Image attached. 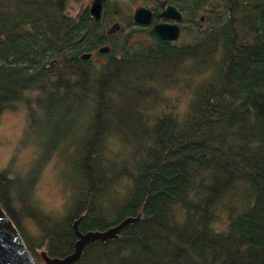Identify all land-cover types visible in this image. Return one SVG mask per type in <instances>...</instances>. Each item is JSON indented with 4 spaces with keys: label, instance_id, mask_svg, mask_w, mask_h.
<instances>
[{
    "label": "trees",
    "instance_id": "trees-1",
    "mask_svg": "<svg viewBox=\"0 0 264 264\" xmlns=\"http://www.w3.org/2000/svg\"><path fill=\"white\" fill-rule=\"evenodd\" d=\"M80 1L0 0V113L23 106L66 190L46 210L38 168L23 194L0 168V206L36 263L73 249L75 218L137 216L72 264H264V0H101L96 20L70 12ZM136 3L151 24L175 5L182 37L135 23Z\"/></svg>",
    "mask_w": 264,
    "mask_h": 264
},
{
    "label": "rangeland",
    "instance_id": "rangeland-1",
    "mask_svg": "<svg viewBox=\"0 0 264 264\" xmlns=\"http://www.w3.org/2000/svg\"><path fill=\"white\" fill-rule=\"evenodd\" d=\"M90 0H81L73 2L69 7L72 14L83 5L88 4ZM138 6V3L134 7ZM147 26V24L142 25ZM144 37V30H134L131 40H137ZM182 34L179 29L178 37L173 40H179ZM24 129V108L18 104L12 109H4L0 113V168L10 166V175L15 177L16 187L19 193L23 194L24 186L31 179L36 178L32 194L37 203L46 210L53 212H62L66 190L63 189L58 178V160L55 155L48 159L43 157V151H39L34 146L36 131L23 133ZM11 159V161H10ZM47 159V160H46ZM39 264H42V260Z\"/></svg>",
    "mask_w": 264,
    "mask_h": 264
},
{
    "label": "water",
    "instance_id": "water-1",
    "mask_svg": "<svg viewBox=\"0 0 264 264\" xmlns=\"http://www.w3.org/2000/svg\"><path fill=\"white\" fill-rule=\"evenodd\" d=\"M101 9V0H90L88 3V12L96 20L99 18ZM159 21L154 22L150 30L156 33L163 40H175L179 34V19L181 12L173 4H167L158 12ZM152 19L150 7L139 5L132 10V20L140 25L149 24ZM114 26V24H112ZM111 26V27H112ZM108 46L98 47L99 52L107 51ZM90 55L89 52L80 54L84 59ZM137 216H125L118 222L104 229H88L80 231L77 228L78 218L72 221V228L76 235L73 243V249L62 256H50L45 251L40 250L42 264H72L78 259L81 249L85 243L94 239L105 240L114 237L118 230L127 222L134 220ZM0 264H37L33 256L26 247L16 226L0 206Z\"/></svg>",
    "mask_w": 264,
    "mask_h": 264
},
{
    "label": "flooded vegetation",
    "instance_id": "flooded-vegetation-1",
    "mask_svg": "<svg viewBox=\"0 0 264 264\" xmlns=\"http://www.w3.org/2000/svg\"><path fill=\"white\" fill-rule=\"evenodd\" d=\"M151 11H152V10H151ZM158 21H159V20H158ZM153 23H154V22H153ZM153 23H152V24H153ZM149 24H151V22H150ZM149 24H147V25H149ZM152 24H151V25H152ZM151 25H150V27H151Z\"/></svg>",
    "mask_w": 264,
    "mask_h": 264
}]
</instances>
